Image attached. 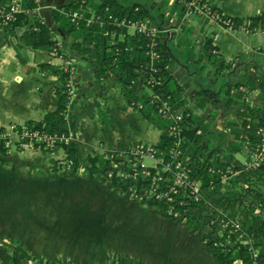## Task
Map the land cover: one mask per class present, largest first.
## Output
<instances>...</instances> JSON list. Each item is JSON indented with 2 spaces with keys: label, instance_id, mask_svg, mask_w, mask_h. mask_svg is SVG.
I'll list each match as a JSON object with an SVG mask.
<instances>
[{
  "label": "crops",
  "instance_id": "crops-1",
  "mask_svg": "<svg viewBox=\"0 0 264 264\" xmlns=\"http://www.w3.org/2000/svg\"><path fill=\"white\" fill-rule=\"evenodd\" d=\"M69 1L45 0L44 4H39L37 12L49 22L47 6L59 11ZM122 1L127 2L122 4L132 1L141 4L153 28L168 29L163 38L170 53L169 71L184 88L188 106L196 114L204 111L208 114L210 109L216 112L212 122L216 134L213 143L217 142L219 133H223L226 140L231 138L226 123L239 119L231 108L222 105L219 92L225 85L237 81L244 71L264 72V32L248 34L232 30L193 13L184 14L178 20L172 8L173 0ZM212 5L231 17L251 16L264 10V0H212ZM24 31L17 26L10 33L0 34V128L3 129L28 120L38 121L53 110L54 90L62 81L60 60L46 50L25 46L21 41ZM207 40L216 46L213 54L232 63L229 70L214 76L211 64L203 60L201 68L190 60L202 57ZM69 54L75 60L78 94L68 103L65 121L73 136L78 162L71 169L60 171L61 166H50V153L19 149L21 154L0 155L2 164L8 158L11 160L8 166L0 164V235L5 234L19 243L33 260L48 263L107 264L108 257L101 253L98 257L90 252V259L83 255L82 258L73 255L58 258L40 248L47 244L42 241L46 238L63 242L68 239V242L78 236L109 241L114 246L113 255H126L140 264H165L171 261L172 255L173 264H220L198 232L186 226L185 216L170 219L159 208L141 205L114 188L101 169L90 166L88 157H105L135 144L154 145L159 132L148 127L140 113L124 101L111 80H103L99 86L93 82L88 60L72 51ZM40 64H46V68H40ZM199 90L210 91L218 100L217 104L212 108L199 106ZM253 93L251 97L257 95V91ZM208 134L204 133V138ZM240 138L244 140L243 135ZM240 147V151L226 154L216 145L215 154L229 159L231 177L241 183L244 179L242 163L250 157V146L244 141ZM51 154L55 161L65 158L61 149ZM232 159L240 163L235 164ZM252 205L256 206L252 211L259 213L260 202L255 199ZM198 209L190 208L186 213L198 218L195 213ZM170 227L173 228L170 230ZM163 229L168 233L172 231L164 241Z\"/></svg>",
  "mask_w": 264,
  "mask_h": 264
},
{
  "label": "trees",
  "instance_id": "trees-1",
  "mask_svg": "<svg viewBox=\"0 0 264 264\" xmlns=\"http://www.w3.org/2000/svg\"><path fill=\"white\" fill-rule=\"evenodd\" d=\"M10 1L0 0V3H9ZM207 1L210 11L219 17L217 24L232 30H243L248 34L264 32L263 9L255 15L231 17L223 15L212 5V0ZM44 2L45 0H20L22 8L29 10L32 13L31 16L17 15L16 19L8 26L0 29V34L2 32L10 33L17 26L28 24L29 28L21 36L22 43L32 49L46 50L50 54L55 48L56 39L60 38L67 56L72 57L69 54L72 51L76 56L91 63L93 82L96 85L99 86L103 80H111L118 87L124 101L140 113L148 127L159 132L158 141L149 146L154 150L155 157L159 160L157 168H147L144 175H138L134 180L122 179L115 173L109 175L104 167L110 166L111 162L104 156L88 157L90 166L93 169H101L103 176L121 193H124L128 186L135 187L139 195L144 196L139 201L141 205L163 209L166 218L174 219V213L181 217L185 216L186 226L190 230L198 232L220 264H233L235 260H242L244 263L250 262L252 253L250 248L257 249V262L264 264V199L260 196L258 199L255 198L260 202L259 213L254 216L258 220L257 228L251 222L252 216L247 214L244 217L237 213H230L233 218L241 217L242 230L247 233L254 230L255 235L250 237L249 242L247 237L240 239L239 233L233 234L228 239L224 231H220L216 226L218 219L229 214L227 212V214L224 212L211 214L210 218H218L216 224L211 228L208 223L205 224L207 219L200 222L193 214L186 213L190 208H200L205 197L221 196L223 189L233 191V188L240 185L238 178L231 177L229 159L215 154V149L218 145L223 148L226 154H233L240 151V145L244 141L250 146L248 154H252L251 151L260 147V136L257 134V130L264 128V72L244 71L237 81L225 85L220 90L219 97L223 102L222 105L231 108L232 113L239 120H231L226 123L231 138L226 140L223 133H219V137H216L217 142L213 143V137L216 134L212 129V122L216 112L210 109L206 115L196 114L188 106L184 88L169 71L170 53L166 47V40L163 38L165 34L160 33L159 28H156L158 33H155L154 36L137 31L129 32L127 28L118 27L115 22L108 20L110 15L117 20L130 19L145 22L148 27L152 28L150 16L141 4L133 1L129 4H122L118 0H70L60 7L59 11L50 8V21L44 20L40 23L34 10ZM172 4L178 20L188 13L184 2L173 0ZM73 11L79 12L83 19L89 18L91 14L98 15L103 20V24L86 25L82 20L74 24L65 15V13ZM34 26H37L38 29L33 30ZM178 44L181 45L182 41H178ZM214 49L216 46L207 40L203 45L202 57L190 58V60L199 64L201 68L204 67L201 64L203 60L208 62L212 65L211 72L215 76L229 70L232 63L225 62L213 54ZM151 52H154L157 57H152ZM39 67L46 68V64H40ZM65 79L67 77L63 74L61 84L54 90L55 108L46 112L38 121L28 120L22 126L16 125L15 131L19 132L24 127L29 131L47 135L69 133L65 121V112L68 106ZM253 91H257L255 97L250 96ZM161 102H166L171 112L179 113L181 120L174 122L159 113L158 107ZM217 102L218 100L212 96L210 91H198L197 104L199 106L212 108ZM174 123L180 128L179 131L172 130ZM206 132L209 134L204 138ZM4 133L5 130L0 128V155H6L9 149L7 136H2ZM241 135L244 140H240ZM33 146L36 149V145L33 144ZM143 146L146 147V145ZM59 149L65 153V159H70L73 165L77 164L78 159L73 141L68 144L56 141L51 148L41 147L39 150L51 154ZM177 149L181 154L171 158L172 152ZM173 160L178 161L188 170V179L191 182L198 183V195L196 197L190 195L189 188H185L170 194L171 199L168 201L154 197L147 199V194L156 178L165 179L171 174L163 171L161 164H171V168L174 169ZM243 170V177L254 176L259 172L264 174V155L257 161L254 168ZM224 177L225 182L221 183ZM124 183H126V187ZM145 192H147L146 195ZM256 206L251 205L248 211H252ZM18 250L20 252L14 249L9 252V264H30L28 262L32 259L25 255L22 248H18ZM26 259L27 261H25ZM136 262L140 264L138 261Z\"/></svg>",
  "mask_w": 264,
  "mask_h": 264
},
{
  "label": "built area",
  "instance_id": "built-area-1",
  "mask_svg": "<svg viewBox=\"0 0 264 264\" xmlns=\"http://www.w3.org/2000/svg\"><path fill=\"white\" fill-rule=\"evenodd\" d=\"M38 1V0H37ZM184 2V5L188 9V13L199 14L203 15L208 21L212 23H218L219 17L210 11V7L208 1L205 0H178ZM40 5L35 8L34 13L37 15V19L42 23L44 21L43 16L38 14V8ZM47 8H51L47 6ZM31 12L29 10L23 9L20 3V0H11L9 3H0V29L8 26L12 21H14L17 15H27L31 16ZM65 15L69 18V20L77 24L79 20L85 21L86 25L97 23L98 25L103 24V20L100 16L91 14L89 18L83 19L82 15L77 12H69L65 13ZM108 20H112L118 27H125L127 29H132L133 31H137L139 33H146L149 36H154L155 33H158L156 28L148 27L145 22L141 21H134L130 19H120L117 20L116 18L108 16ZM20 27V26H19ZM25 30L29 28V25H21ZM33 30H37V26L32 27ZM160 33H167L168 29H159ZM107 34V32H105ZM113 36V34H112ZM51 55L54 58L60 60V71L66 75L67 79H65V88L67 92V99L68 103L72 101L78 94V86L75 80V60L72 57L66 55L64 50L63 44L61 40L56 39L55 41V48L53 49ZM151 56L156 58L154 52H151ZM159 108V113L163 116L167 117L169 120H173L174 122H179L181 120V115L178 113H173L170 111L169 106L166 102H161ZM16 125H10L5 130V133L2 136H7L8 143H13L18 145L19 149L26 150V149H34L33 144L36 145V149L43 148H51L56 141L61 142L63 144H68L70 141H73V136L69 132L67 134H40L35 131H29L24 127L21 128V131H15ZM22 126V124H21ZM172 130L179 131L180 128L176 123L172 126ZM257 134L260 136V147L256 150L251 151L250 157L248 160L242 163L244 169H252L257 165V161L262 159L264 155V128H259L257 130ZM181 142V139H179ZM180 151L177 149L172 152L171 158H175L176 156L180 155ZM108 160H110V166L104 167L108 174L111 175L115 173L122 179L127 180L135 179L138 175H144L147 168L154 167L157 168L159 164V160L155 157V152L149 146L144 147L141 144L133 145L131 148L115 152L109 153L105 156ZM148 160V163L146 162ZM174 164V169L171 168V164H161L163 165V171L169 172L170 176L168 178L163 179L162 177H157L156 181L152 183V188L150 192L147 194V199L154 197L157 199H166V201L170 200V194L176 193L178 190H183L185 188H189L190 195L196 197L199 193V185L196 182H191L188 179V170L183 167L181 163L178 161H172ZM57 165L61 167H73V163L70 159H62L57 161ZM225 182V177L222 178L221 183ZM126 187V183H124ZM124 194L129 196L130 198L134 199L135 201H140L141 198L144 196H140L139 192L135 187L128 186L124 190ZM259 208V207H258ZM254 212V211H253ZM174 219H181L183 216H179L174 213ZM218 218H212L208 224L211 228L216 224V220ZM221 225H219L220 231H224L225 235L228 236V239L231 238L233 234H238L240 239L243 237H247L246 232L242 230L241 224V217H227L224 216L221 219ZM229 223L228 226L224 225L225 223ZM252 257V256H251ZM257 258V256H256ZM31 260L28 263L30 264H64V263H48L42 261H35ZM114 264H137L135 260L124 259V261L116 262Z\"/></svg>",
  "mask_w": 264,
  "mask_h": 264
},
{
  "label": "rangeland",
  "instance_id": "rangeland-1",
  "mask_svg": "<svg viewBox=\"0 0 264 264\" xmlns=\"http://www.w3.org/2000/svg\"><path fill=\"white\" fill-rule=\"evenodd\" d=\"M121 2L127 3L126 1H122V0H121ZM250 94L254 95L253 92ZM193 112H195V111H193ZM203 113H200V114L206 115V111H204ZM153 132L151 131V133H153ZM14 143L15 142L7 144V145H9V149L7 151V154H9L10 152H13V153L19 152L20 153V151H18L19 150L18 145L14 144ZM34 150L40 151L39 149H34ZM237 157H239V156H237ZM2 159L0 160V164H2L1 163V161H3ZM50 159L54 160V163L51 162L50 160L48 161L50 163L51 167L53 165H57L58 160L55 161L54 156L52 154H50ZM6 161L7 162H3V164H2L3 166L4 165L5 166L10 165L11 160L8 158ZM232 161H233V159H232ZM146 162L148 163V160H146ZM233 162L235 164L240 163V162H237L235 160ZM67 169H71V167H62V168H60V171H63V170L65 171ZM259 196L264 199V174H262L260 172L254 176L244 177V179L242 180L240 185L233 188V191H226L225 190L222 192L221 196H216L215 198L214 197L213 198L205 197L204 203L202 205L203 208L200 207V209L195 210V213L198 217L197 219L200 222H203L205 219H207L205 224H207V223L209 224L210 220L212 219L209 217L211 214H213V213L219 214L220 211L224 212V213H226V212L229 213L228 215H226L227 217H231L230 213H237L238 215H241V216L243 215L244 217H246L248 214V215L252 216L251 222L254 223L256 225V228H257L258 220H256L254 218V216L258 212L254 213L251 210L248 211V209L252 205L251 203H253L255 201V198L258 199ZM160 210H163V209H160ZM161 212L163 214V211H161ZM221 223H222V221L218 220L216 226L219 227V225H221ZM228 224L229 223L226 222L224 225L228 226ZM172 228L173 227H170L169 229L171 230ZM166 230L163 229L162 241H164V239L167 238L166 235H168V237H169V235H171V233H172V231L170 233H168ZM246 234H247L246 236H247L248 242H249L250 237H252V235H255L254 230H252L251 233L246 232ZM67 240H65V242H63L60 239H54V238L53 239H47L46 238L42 241H45V243H47V244L44 245V247L42 245L40 248H43L44 250L51 252L49 254H54L58 258H68L69 256H72V255L75 257L82 258V255H83V257L85 259H87V258L90 259L89 253L94 252V253L98 254V257L100 256L99 255L100 253L105 254L108 257L107 264H114L116 262L124 261V259L130 260V258L126 255H122V254L117 255V256L113 255L114 254V246L112 247V245L109 244V241L97 240V239H94L92 237H85L84 238V237H78V236H74L73 239L69 240L68 242H67ZM18 248H22L24 250V248L22 246H20L19 243L12 241L10 239V237H6L5 234H3L2 236L0 235V264H9V259H8L7 255H9V252L12 249L17 250V252H20L18 250ZM115 248L117 249V251H119V249L117 247H115ZM120 250H122V249H120ZM249 250L252 252L250 254L252 256V257L250 256V260H251L250 262L244 263L242 260H235L233 262V264H258L257 258H256V256L258 257L257 249L250 248ZM24 251H25V255H28L26 253V250H24ZM173 257H174V255L169 257L171 259V261L167 260L166 262H164V260H163V262L165 264H173L175 262ZM28 258L32 259L30 257V255H28ZM185 260H187V259H185ZM25 261H27V259ZM67 264H70V263H67Z\"/></svg>",
  "mask_w": 264,
  "mask_h": 264
}]
</instances>
